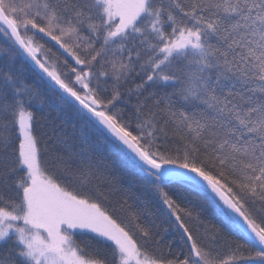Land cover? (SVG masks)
<instances>
[{
	"label": "snow or ice",
	"instance_id": "snow-or-ice-1",
	"mask_svg": "<svg viewBox=\"0 0 264 264\" xmlns=\"http://www.w3.org/2000/svg\"><path fill=\"white\" fill-rule=\"evenodd\" d=\"M0 264H264V0H0Z\"/></svg>",
	"mask_w": 264,
	"mask_h": 264
},
{
	"label": "trees",
	"instance_id": "trees-1",
	"mask_svg": "<svg viewBox=\"0 0 264 264\" xmlns=\"http://www.w3.org/2000/svg\"><path fill=\"white\" fill-rule=\"evenodd\" d=\"M99 154L102 156H107L109 161H111L112 159H118V157L109 155V149L105 144H101V152ZM133 173L134 169H132L131 165L125 164L123 161L120 162L117 168V174L120 176V182L124 186L128 187L135 185L136 182ZM133 190L137 192V195L141 194V190L138 186L133 187ZM144 198L148 199L151 202L153 210L155 212V216L153 217V219H155L156 222L160 224L161 229L169 228V233L166 234V238L168 240L174 239L175 234L170 229L167 210L159 204L154 194L149 193ZM192 203L198 210L202 212V219L205 220L209 225H217L223 228L224 231L229 235L234 234V230L229 227L227 219L220 215L214 206L207 203L203 198L195 199L192 201ZM78 239L86 242L88 237L81 236L78 237Z\"/></svg>",
	"mask_w": 264,
	"mask_h": 264
}]
</instances>
